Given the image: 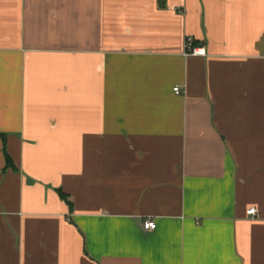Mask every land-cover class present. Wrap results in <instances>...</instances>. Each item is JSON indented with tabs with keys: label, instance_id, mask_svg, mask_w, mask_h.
Masks as SVG:
<instances>
[{
	"label": "crops",
	"instance_id": "crops-1",
	"mask_svg": "<svg viewBox=\"0 0 264 264\" xmlns=\"http://www.w3.org/2000/svg\"><path fill=\"white\" fill-rule=\"evenodd\" d=\"M0 135V264H264V0H0Z\"/></svg>",
	"mask_w": 264,
	"mask_h": 264
},
{
	"label": "built area",
	"instance_id": "built-area-1",
	"mask_svg": "<svg viewBox=\"0 0 264 264\" xmlns=\"http://www.w3.org/2000/svg\"><path fill=\"white\" fill-rule=\"evenodd\" d=\"M187 55H193V56H204L205 55V51L203 48H199V47H194L193 46V39L189 38L188 39V47H187ZM174 92L176 95H181V90L179 87H175L174 88ZM256 214L255 210H250L248 212V215H254ZM144 229L146 231H155L157 229V223L155 221H146L144 223Z\"/></svg>",
	"mask_w": 264,
	"mask_h": 264
},
{
	"label": "trees",
	"instance_id": "trees-1",
	"mask_svg": "<svg viewBox=\"0 0 264 264\" xmlns=\"http://www.w3.org/2000/svg\"><path fill=\"white\" fill-rule=\"evenodd\" d=\"M0 136H3L4 137V135H0ZM6 159H7V166L8 167H10V168H14L13 167V163H12V160H11V158L7 155V153H6ZM59 194H60V197L63 199V200H65L67 203H68V205L70 206V207H72V202L68 199V196L65 194V193H63V191H59Z\"/></svg>",
	"mask_w": 264,
	"mask_h": 264
}]
</instances>
